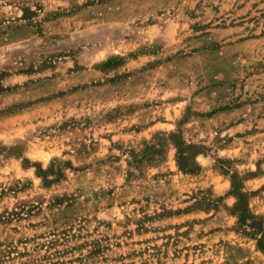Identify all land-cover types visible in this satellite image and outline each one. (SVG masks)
<instances>
[{
	"label": "rangeland",
	"instance_id": "374dc122",
	"mask_svg": "<svg viewBox=\"0 0 264 264\" xmlns=\"http://www.w3.org/2000/svg\"><path fill=\"white\" fill-rule=\"evenodd\" d=\"M240 196L264 0H0V264H264Z\"/></svg>",
	"mask_w": 264,
	"mask_h": 264
},
{
	"label": "trees",
	"instance_id": "16d2710c",
	"mask_svg": "<svg viewBox=\"0 0 264 264\" xmlns=\"http://www.w3.org/2000/svg\"><path fill=\"white\" fill-rule=\"evenodd\" d=\"M182 155L179 153V159L181 160ZM239 205L234 206V213L238 216L239 225H246L253 231H255L254 238L256 239L257 246L264 251V228L261 221H256L254 215L250 212L247 202L241 204L242 196H240ZM246 218L250 219L249 224H246Z\"/></svg>",
	"mask_w": 264,
	"mask_h": 264
}]
</instances>
